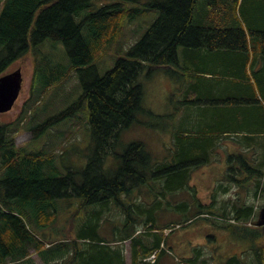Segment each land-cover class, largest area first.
I'll use <instances>...</instances> for the list:
<instances>
[{"label":"trees","instance_id":"trees-1","mask_svg":"<svg viewBox=\"0 0 264 264\" xmlns=\"http://www.w3.org/2000/svg\"><path fill=\"white\" fill-rule=\"evenodd\" d=\"M244 1L4 0L0 8V76L10 73L9 67L27 53L32 55L34 69L29 110L24 109L15 122L0 123V264H34L33 254L43 264H126V242L130 264H157L161 256L170 253L166 232L189 225L190 219L160 226L153 210H146V219L143 211L135 219L124 212L126 219L111 239L99 234L101 225L108 221L113 205L124 207L122 197L147 183L152 175L157 176L143 196H162L168 204L170 196L192 194L188 186L191 171L211 164L220 141L227 139L239 148L237 153H227L228 164L242 160L241 171L249 173L238 179L241 172L228 168L227 184L218 186L216 193L228 195L230 183L242 189L252 183L254 200L229 196L218 208L213 195L212 202L202 205L193 218L212 216L220 222L216 224L220 229L251 241L264 239V226L258 228L260 234L247 229L258 223L254 201L261 195L260 178L264 176V105L257 98L259 93L264 97V78L252 84L245 71L259 59L264 61V31L258 29L257 18L251 19L248 27L241 24L237 15ZM136 4L157 11L158 17L125 56L117 57L113 66L98 76L95 61L121 38L124 25L138 11ZM197 8L201 25L195 24ZM44 41L62 43L71 66L65 68L38 53L36 48ZM249 46L255 51L252 58ZM146 68L148 74L157 69L175 74L183 71L181 77L188 84L185 103L199 109V116L190 119L192 125L175 133V164L152 161L140 142L129 144L121 155L116 153L120 133L143 111L139 78ZM72 69L80 73V95L65 109L36 122L34 102L65 81ZM214 79L218 80L215 84ZM83 110L93 149L80 172L62 176L54 166V154L16 147L15 134L23 123H28L35 139ZM113 156L119 159L118 167L109 178H102L108 158ZM47 167L53 174L48 175ZM243 181L249 184L243 186ZM69 200V215L64 218L61 203ZM154 204L162 207L160 202ZM60 221L68 227L56 228ZM140 225L143 231L137 233ZM263 253L264 247L257 257L264 260ZM151 255L153 261H147ZM236 261L231 258L227 264H240Z\"/></svg>","mask_w":264,"mask_h":264},{"label":"rangeland","instance_id":"rangeland-1","mask_svg":"<svg viewBox=\"0 0 264 264\" xmlns=\"http://www.w3.org/2000/svg\"><path fill=\"white\" fill-rule=\"evenodd\" d=\"M4 0H0V8ZM202 4V0L198 3ZM241 2V0H239ZM241 3H239L240 5ZM129 6L134 4L128 3ZM138 11L134 18L128 21L123 28L121 38L112 43L106 49L103 57L97 61V75L102 76L119 56H125L128 50L139 41L154 20L158 17L157 11L140 8L139 4L135 5ZM200 8H197L195 24H203L200 17ZM238 18L245 27L251 19L257 18L258 29L264 31V0H245L242 3ZM242 18V19H241ZM250 49V57H253L254 48ZM253 49V50H252ZM36 51L48 56L53 61L63 65L65 68L71 66L70 58L66 47L62 43H51L49 41L41 42ZM183 61V57L180 56ZM190 65V62H189ZM17 68L22 70L23 83L21 93L14 107L7 113L0 114V123L15 122L24 109L27 108V100L30 99L31 82L33 77V58L30 53L14 62L8 71H14ZM249 76L250 83L256 84V81L264 78V61L259 59V63L249 70H245ZM178 74L166 73L164 70L157 69L148 74L146 68L140 75L139 82L143 87L144 97L142 100L143 111L137 115V121L128 129L120 133L116 153L121 155L124 149L131 143L140 142L146 147L152 161L160 164H175L174 154H178V146L174 140L175 133L180 130L189 128L192 123L190 119L199 116L197 106L189 107L185 103L184 91L186 84L181 77L183 71L178 70ZM80 73L72 69L65 81L50 87L41 98L34 102L33 118L36 122L45 120L48 116L53 115L70 105L82 92V84L79 77ZM255 76V77H254ZM218 80L214 79V83ZM186 85V86H185ZM193 97H190L191 99ZM258 100L264 105V97L257 94ZM36 102H38L36 104ZM28 123H23L21 129L15 134V145L18 148L25 147L26 152H41L54 154L53 163L59 171V174L66 176L69 172H80L87 166V162L92 155V134L87 116L84 112L80 113L72 120L63 121L52 127L48 132L38 138L32 139V135L27 128ZM221 146L216 151V157L211 164H206L195 168L191 171L188 186L192 190L190 193H182L181 196H170L165 203L163 197L160 196H143L146 188L150 185V181L154 180L157 175H152L147 183L139 184L130 195L123 196L122 202L124 207L113 205L111 214L108 215L105 222L99 229V234L103 238L111 239L117 236L121 225L129 216L134 218L142 216L140 211L144 212L145 219L147 217L146 210H153L157 225L176 224L184 219H190V224L184 227L176 228L173 232L167 231V248L170 252L161 256L157 264H181L190 259L193 262L188 264H227L228 260L235 258L240 264H264V260L257 257V251L264 247V239L247 240L234 233L220 229L216 226L220 222L212 216H202L193 218L194 213L203 205L212 202L213 195H216L218 208L222 201L228 198H247V201L254 200L252 193V185L244 182L243 186L247 188H239L235 183H230L232 190L226 196H221L218 186L227 184L224 178L229 176V169L241 172L238 179H243L248 171H241L243 161L238 160L235 163L228 164L226 158L227 153H237L239 148L229 139L220 141ZM119 159L116 156L108 158L106 164V174L101 175L109 178L118 167ZM52 164V163H51ZM48 165V164H47ZM229 168V169H228ZM52 169L47 167L48 175L53 174ZM237 172V171H236ZM235 174V173H234ZM57 175V174H56ZM228 181V180H227ZM262 187L261 195L255 200V209L257 212L256 221L258 220L259 211L264 208V176L260 178ZM248 194V195H247ZM230 196V197H229ZM156 202L161 203V208L156 207ZM69 201H62V213L64 218L69 215ZM207 208V206H205ZM146 212V213H145ZM122 223V224H121ZM68 227L62 221L57 223V227ZM141 226V225H140ZM252 226V225H250ZM259 227L253 226L247 228L249 232L260 234ZM34 232L38 235V231ZM44 234L48 235V230L43 229ZM136 232L140 233L143 228H136ZM128 242L126 247V264H130ZM201 251L199 256L198 251ZM264 255V253H263ZM177 259V260H175ZM32 260L34 264H43L39 258L33 254ZM184 264V263H183Z\"/></svg>","mask_w":264,"mask_h":264},{"label":"water","instance_id":"water-1","mask_svg":"<svg viewBox=\"0 0 264 264\" xmlns=\"http://www.w3.org/2000/svg\"><path fill=\"white\" fill-rule=\"evenodd\" d=\"M20 68L0 76V114L9 112L17 101L22 88ZM258 226L264 225V212L260 213Z\"/></svg>","mask_w":264,"mask_h":264},{"label":"bare ground","instance_id":"bare-ground-1","mask_svg":"<svg viewBox=\"0 0 264 264\" xmlns=\"http://www.w3.org/2000/svg\"><path fill=\"white\" fill-rule=\"evenodd\" d=\"M261 1V0H260ZM196 8V7H195ZM242 19V18H241ZM257 24V23H256ZM243 28V27H242ZM250 37V36H249ZM247 41V40H246ZM253 50V49H252ZM48 67V66H47ZM164 69V68H163ZM48 70V69H47ZM88 70V69H87ZM47 72V71H46ZM68 72V71H67ZM92 72V71H91ZM89 74H90V72H89ZM88 74V75H89ZM186 74V73H185ZM47 76V75H46ZM198 76V75H197ZM61 77V76H60ZM60 77H59V79H60ZM63 77V76H62ZM64 77H66V76H64ZM255 77V76H254ZM211 79V78H210ZM250 80V79H249ZM85 81V80H84ZM52 84V83H51ZM191 97V96H190ZM239 97V96H238ZM228 100V99H227ZM263 100V99H262ZM210 103V102H209ZM217 104V103H216ZM224 105V104H223ZM200 135V134H199ZM183 137V136H182ZM44 154V153H43ZM46 155V154H45ZM194 163V162H193ZM195 163H196V161H195ZM189 165V164H188ZM172 169V168H171ZM177 171V170H176ZM164 172V171H163ZM159 173V172H158ZM173 174V173H172ZM260 174V173H259ZM5 202V201H4ZM243 210V209H242ZM236 227V226H235ZM239 228V227H238ZM159 233V232H158ZM61 244V243H60ZM42 250V249H41Z\"/></svg>","mask_w":264,"mask_h":264}]
</instances>
